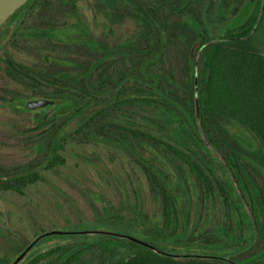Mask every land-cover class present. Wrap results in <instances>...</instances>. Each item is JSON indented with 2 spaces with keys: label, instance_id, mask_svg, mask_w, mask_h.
<instances>
[{
  "label": "trees",
  "instance_id": "16d2710c",
  "mask_svg": "<svg viewBox=\"0 0 264 264\" xmlns=\"http://www.w3.org/2000/svg\"><path fill=\"white\" fill-rule=\"evenodd\" d=\"M95 1L98 9L108 8L106 0ZM115 1L116 5L109 8L116 10L121 19L126 17L134 22L137 34L129 42L106 48L103 44L91 47L85 42L78 44L63 38L66 33L76 32L83 0H29L0 30V71L19 81L22 90L1 88L0 96L8 95V106L18 112L27 110L21 104L23 91L30 93L31 98L55 100L56 112L68 108L69 122L84 119L81 132L96 129L101 136L109 125L116 127L125 141L146 144L153 153L171 161L179 173L187 170L192 180L186 190L193 187L200 191L199 201L192 204V210L197 211L207 198L219 197L226 223L218 231L236 250L220 255L227 259L209 255L185 257L186 254L176 257L171 249L157 247L168 253L163 255L132 241L100 236V241L92 243L56 245L31 257L28 264H38L39 259L42 264H264V0L254 3L217 0L221 16L231 11V19L245 16L235 28L217 38L207 37L205 27L196 36L183 21L187 13L197 25L203 24L204 15L212 12L216 0H123L122 10L123 1ZM181 36L188 40L187 50L176 63L178 71L175 74L171 71L168 76L164 69L165 61L171 60L168 49L174 45L173 39ZM8 48L33 54L39 61L24 64L13 58ZM195 48L201 52L198 59ZM94 92L112 94L113 106L89 111L94 104L88 101L81 105L82 99ZM129 94H140L139 99H128ZM134 101L156 107L155 118H147L146 122L157 133L166 131L167 126L186 125L189 137L196 140L203 137L218 155L227 181L217 179L211 161L186 144L184 151L158 134L109 123L112 112L127 111ZM35 122L44 123V115ZM234 125L252 137L258 149L256 156L242 148L243 144L230 130ZM62 128L63 125H54L47 130L50 136L45 147L49 157L42 166L44 170L56 172L66 165L59 136ZM141 166L150 191L160 202L165 238L183 242L191 239L194 229L188 233V212L185 205H180L175 188L165 178L161 179L159 169ZM39 180H42L39 170L10 175L2 172L0 191L25 196L28 187ZM183 194L187 195L185 191ZM257 210L263 216L259 223ZM131 213L143 222L139 210ZM125 217L123 212H118L112 221L124 228ZM236 221L239 223L236 225H241V233H233ZM244 222L249 235L242 229ZM204 243L220 244L211 237H204ZM24 246L12 245L14 257Z\"/></svg>",
  "mask_w": 264,
  "mask_h": 264
},
{
  "label": "rangeland",
  "instance_id": "374dc122",
  "mask_svg": "<svg viewBox=\"0 0 264 264\" xmlns=\"http://www.w3.org/2000/svg\"><path fill=\"white\" fill-rule=\"evenodd\" d=\"M165 1L171 2V0ZM106 3L108 8L104 10L98 9L95 0H83L81 22L76 26V32L66 33L63 38L78 44L85 42L91 47H99L98 44H103L106 48L129 42V39L137 34L136 24L126 17L121 19L117 16L116 10L109 8L116 5L115 0H106ZM124 3L125 1L120 4L121 10L124 9ZM218 6L216 0L212 12L204 15L201 25L191 20L187 13L183 15V21L190 25L196 36L205 27L207 37L217 38L222 35V32L235 28L245 18V16H239L231 19L232 11L221 16ZM228 19L230 20L227 22ZM40 34H46V32ZM173 40L174 45L169 47L167 55L171 57V60H166L164 64L168 76L171 71L173 74L178 71L176 63L183 59L184 51L187 50L188 40L184 36ZM194 51L198 59L201 52L196 48ZM8 52L24 64H34L39 61L33 54L21 53L9 48ZM66 72L72 73V70H66ZM21 86L19 81L7 75L4 76L0 71V89L12 88L21 91ZM139 95L129 94L128 99H139ZM30 96V93L23 91L20 97L24 100L36 99ZM0 97L3 98V101L0 98V167H2L0 174L4 172L5 175H10L18 171L39 170L42 176V180L28 187L25 196L9 190L0 191V221H7L12 242L16 247L20 244H28L37 235L53 230L65 232L108 230L133 235L160 249H171L175 254L220 257L224 253L236 250L218 231V228L226 223L219 197L215 200L207 198L201 202L197 211L192 210V204L199 201L200 191L193 187L191 191L186 190L192 180L187 170L182 169L179 173L171 161L153 153L146 144L139 145L137 142L125 141L121 131L116 127L109 125L106 131L100 130L103 132L101 136H99L100 133H96V129L81 132L84 119H72L69 122L71 116L68 108H62L58 112L54 106L37 110L36 113L40 112L44 115V123L38 125L32 116L35 111L20 113L8 106V95L4 94ZM87 97L85 100L82 99L81 105L90 101L94 105L89 111L99 107L108 109L113 106L114 99L110 93L94 92ZM126 109L127 111L112 112L109 123L113 121V125L158 134L184 151H187L186 144L211 161L210 167L217 179L227 181V173L218 155L203 137L200 140L189 137L186 125L184 127L167 126L166 131L157 133L146 122L147 118H155L158 113L154 105L134 101ZM54 125H63L59 136L64 145L62 156L66 160V165L56 172L40 169L49 157L45 147V141L50 136L47 130ZM230 130L240 145L242 146L243 139L247 151L256 156L258 149L252 137L243 128L235 125L231 126ZM142 164L152 169H159L161 179L165 178L164 180L175 188L180 205H185L188 212V233L194 229L191 236H188L191 239L183 242L165 238L160 202L150 191ZM254 176L258 178L257 174ZM184 191L187 195L183 194ZM104 202L107 203V211L103 210ZM134 210L142 213L143 222L135 213H131ZM118 212L126 215V219L122 221L124 228L114 225L112 221L113 216ZM257 219L258 223L263 221L262 212L259 210H257ZM236 224L239 223L237 221L233 223V233L236 231L241 233V225ZM242 226H244L242 229H246L245 234L249 235L247 224ZM204 237H211L220 244L206 245ZM199 238L200 240L193 242ZM101 239L100 236L50 235L43 238L42 244L36 248L37 252L33 253V250L28 259L56 245L85 244ZM237 239L240 240L239 236ZM244 239L245 236L238 243L242 244ZM12 251L13 248L10 253L11 258L14 257Z\"/></svg>",
  "mask_w": 264,
  "mask_h": 264
},
{
  "label": "water",
  "instance_id": "95a60500",
  "mask_svg": "<svg viewBox=\"0 0 264 264\" xmlns=\"http://www.w3.org/2000/svg\"><path fill=\"white\" fill-rule=\"evenodd\" d=\"M29 0H0V30L5 26V24L9 21V19L20 9L22 8ZM251 3H254L256 0H249ZM22 105L30 111H35L34 113V119L38 120L41 116L42 113H36L37 110L44 109L48 106H55L56 101L55 100H50V99H36V100H26L22 103ZM195 107H196V113L197 116H199L200 110H199V102H195ZM235 136V135H234ZM242 142L245 145V141L242 139ZM107 209V203L104 202V210ZM50 235H61V236H68V235H86V236H105V237H110V238H119L127 241H132L135 243H138L140 245H143L145 247H148L152 250H154L157 253L167 255V252L159 250L157 247L154 245L139 239L137 237H134L129 234L117 232V231H108V230H83V231H58V230H53L50 232H45L40 234L21 254H19L12 264H22L24 260L28 259L30 255H28L26 258V254L31 250V248L41 239L50 236ZM37 249L33 251V253H36ZM172 256H180L176 254H172ZM185 257H202L201 255H194V254H186L184 255ZM206 257V256H204ZM208 257H214V258H220V259H226L222 258L219 256H208ZM22 261V263H21Z\"/></svg>",
  "mask_w": 264,
  "mask_h": 264
},
{
  "label": "flooded vegetation",
  "instance_id": "af4514ba",
  "mask_svg": "<svg viewBox=\"0 0 264 264\" xmlns=\"http://www.w3.org/2000/svg\"><path fill=\"white\" fill-rule=\"evenodd\" d=\"M43 98V97H42ZM36 99H41V98H36ZM36 99H31V100H36ZM26 101L24 99H22L21 104ZM10 102V101H9ZM8 102V103H9ZM24 107V106H23ZM49 107V106H48ZM46 107V108H48ZM23 112H27V113H32V111L30 110H26ZM21 113V112H20ZM33 119H34V114L32 113ZM35 121V119H34ZM40 169L42 170V165L40 166ZM21 196V195H20ZM11 232L8 230V225H7V221L6 220H2L0 221V264H12V262L14 261V259L21 254L37 237L38 235L34 238L33 241L29 242L28 244H24V249L21 253H19L18 255H15V257L12 259L11 258V249H12V237H11ZM41 239L40 241H38L32 248L31 250L26 254L25 258L31 254V252L33 250H35L37 247H39L42 243ZM15 245V244H14ZM16 246V245H15ZM42 252L36 254L37 256L40 255ZM31 259V258H30ZM9 262V263H8ZM22 263V261H21ZM30 263V260H24V262L22 264H28ZM20 264V263H19ZM38 264H42V260L39 259L38 260Z\"/></svg>",
  "mask_w": 264,
  "mask_h": 264
}]
</instances>
